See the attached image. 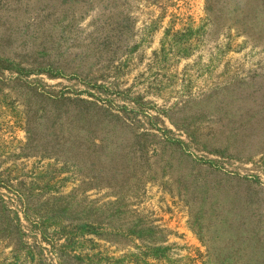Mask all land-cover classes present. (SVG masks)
<instances>
[{
  "label": "rangeland",
  "instance_id": "374dc122",
  "mask_svg": "<svg viewBox=\"0 0 264 264\" xmlns=\"http://www.w3.org/2000/svg\"><path fill=\"white\" fill-rule=\"evenodd\" d=\"M69 234L65 264H264V0H0V264Z\"/></svg>",
  "mask_w": 264,
  "mask_h": 264
},
{
  "label": "trees",
  "instance_id": "16d2710c",
  "mask_svg": "<svg viewBox=\"0 0 264 264\" xmlns=\"http://www.w3.org/2000/svg\"><path fill=\"white\" fill-rule=\"evenodd\" d=\"M177 143L182 145V147H183L182 142H177ZM22 235H23V233H22ZM69 235H70V238H67V242L63 245L58 246V249L55 250L56 251L55 254L57 257L58 264H65L64 259H63L64 256L66 258H69V260H72L75 262L81 261V258H82L81 255H77V254L74 255L73 254L76 251L74 249H76L75 244H77V241H76L77 238H75L74 234H72V235L69 234ZM24 248H26L25 245H24ZM23 253H24L23 254L24 256H23V263L22 264H28V260L33 261V258H32V256H29L30 254H29V251H27V249L24 250Z\"/></svg>",
  "mask_w": 264,
  "mask_h": 264
}]
</instances>
